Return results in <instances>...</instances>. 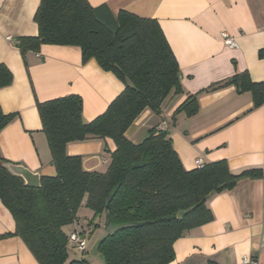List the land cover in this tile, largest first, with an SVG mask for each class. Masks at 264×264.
<instances>
[{
  "label": "trees",
  "instance_id": "trees-1",
  "mask_svg": "<svg viewBox=\"0 0 264 264\" xmlns=\"http://www.w3.org/2000/svg\"><path fill=\"white\" fill-rule=\"evenodd\" d=\"M34 22L36 36L12 41L23 59L39 53L43 45L78 47L82 64L94 60L124 85L104 113L87 123L78 95L36 102L55 169L54 176L40 178L39 188L26 187L4 167L8 162L0 155V202L14 220L13 234L38 264H90L86 251L79 259L69 255L72 230H65L73 226L85 234L78 213L83 206L93 219L108 212L114 225L142 223L106 234L98 242L104 264H169L175 256L174 242L213 220L207 207L211 197L234 189L241 181L264 179V163L238 173H232L225 161L186 170L164 130H149L139 144L126 138L127 129L143 111L161 115L165 101L182 93L178 63L157 20L123 10L113 13L106 4L93 7L86 0H40ZM11 83V72L0 64V89ZM231 86L239 93L249 92L254 109L263 104L264 85L241 72L188 96L172 122L178 113L194 116L201 93ZM16 116L0 108V132ZM94 139H110L115 146L103 173L84 170L81 157L66 154L67 144ZM142 160L143 166L132 168ZM190 208L187 215L178 217ZM92 226L90 221L87 228Z\"/></svg>",
  "mask_w": 264,
  "mask_h": 264
},
{
  "label": "crops",
  "instance_id": "crops-1",
  "mask_svg": "<svg viewBox=\"0 0 264 264\" xmlns=\"http://www.w3.org/2000/svg\"><path fill=\"white\" fill-rule=\"evenodd\" d=\"M86 1L93 7L106 4L113 13L123 10L157 20L180 69L182 93L165 101L161 115L143 111L125 133L131 143H141L149 130L164 124L186 170L195 169L197 159L204 165L225 161L232 173L263 166L264 101L254 109L249 92L239 93L231 86L201 93L194 116L178 113L173 122L172 117L188 96L236 73L246 72L252 82L264 85V0ZM39 2L0 0V64L12 74V83L0 89V108L4 114L17 115L0 132V155L41 178L54 176L55 169L36 102L78 95L87 123L104 113L124 85L94 60L82 64L78 47L43 45L39 53L23 59L12 41L37 35L34 14ZM222 33L238 47L228 49ZM114 149L110 139H94L67 144L66 154L81 157L84 170L103 173ZM207 207L213 220L176 240L169 264H243L248 257L264 264V179L241 181L211 197ZM98 220L95 228L103 231L102 239L105 215ZM14 228L0 202V236L10 235L0 239V264H38L13 234ZM83 238L86 243L84 234ZM72 251L73 257L81 258V252L74 247Z\"/></svg>",
  "mask_w": 264,
  "mask_h": 264
},
{
  "label": "water",
  "instance_id": "water-1",
  "mask_svg": "<svg viewBox=\"0 0 264 264\" xmlns=\"http://www.w3.org/2000/svg\"><path fill=\"white\" fill-rule=\"evenodd\" d=\"M144 161L134 164L132 168H139L143 166ZM4 167L13 175L21 178L24 182V185L28 188L37 189L40 187V176L36 173H33L29 171L27 168L21 165L17 164H11L6 163ZM111 196L107 198V201H110ZM193 208H190L186 211H180L178 213L179 218H183L185 215H187ZM142 223H126V224H120V225H114L111 221L110 215L107 212L105 214V222L103 229L106 232V234L113 235L121 230L130 229V228H136L141 226Z\"/></svg>",
  "mask_w": 264,
  "mask_h": 264
},
{
  "label": "rangeland",
  "instance_id": "rangeland-1",
  "mask_svg": "<svg viewBox=\"0 0 264 264\" xmlns=\"http://www.w3.org/2000/svg\"><path fill=\"white\" fill-rule=\"evenodd\" d=\"M78 213H79L82 226L86 229L84 237L87 243V253L84 255V257L90 264H104L103 258L97 250V245H98L99 239H101L100 237L103 231H99L98 228L96 229L94 227V225L98 223L99 221L98 217H96L93 221V217H92L90 210L85 208L84 206L81 207ZM90 221L93 224L91 230L87 228V224ZM68 249H69L68 250L69 255H72L73 247L70 243H68Z\"/></svg>",
  "mask_w": 264,
  "mask_h": 264
},
{
  "label": "built area",
  "instance_id": "built-area-1",
  "mask_svg": "<svg viewBox=\"0 0 264 264\" xmlns=\"http://www.w3.org/2000/svg\"><path fill=\"white\" fill-rule=\"evenodd\" d=\"M221 37H222L224 45L228 49H236L238 47L235 40L231 38L228 34L222 33ZM158 129L163 131L164 124L160 126ZM195 165L198 168H201L203 166L202 161L200 159H197L195 161ZM68 240H69V243L72 245V247H74L77 251L83 252L85 250L86 243L83 238V234L79 233L77 229L73 228V230L70 232L68 236ZM242 263L243 264H260L256 259L249 258V257L242 260Z\"/></svg>",
  "mask_w": 264,
  "mask_h": 264
}]
</instances>
